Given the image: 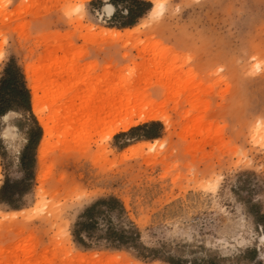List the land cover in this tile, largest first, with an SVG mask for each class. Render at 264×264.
<instances>
[{
    "label": "rangeland",
    "instance_id": "rangeland-1",
    "mask_svg": "<svg viewBox=\"0 0 264 264\" xmlns=\"http://www.w3.org/2000/svg\"><path fill=\"white\" fill-rule=\"evenodd\" d=\"M94 1L0 0V77L14 61L31 108L25 68L43 73L41 116L54 115L41 158L32 109L0 121V264H264V0H147L163 10L129 38ZM107 84L115 108L126 92L162 114L132 127L159 125L105 140ZM107 197L122 209L100 207L79 246L74 224ZM131 226L138 247H113L108 228Z\"/></svg>",
    "mask_w": 264,
    "mask_h": 264
},
{
    "label": "trees",
    "instance_id": "trees-1",
    "mask_svg": "<svg viewBox=\"0 0 264 264\" xmlns=\"http://www.w3.org/2000/svg\"><path fill=\"white\" fill-rule=\"evenodd\" d=\"M95 0L94 2L98 3H107L113 6L114 12L110 19L115 20V27L117 28H127L133 27L139 19L145 16L151 9V3L147 0ZM30 98L29 91L25 86L24 77L21 70L15 64L14 61L10 60L5 67L3 68L1 77H0V117L7 113L8 111H14L18 114H30ZM32 126H28L26 131V147H32L35 149L38 140L40 138L41 129L37 125L35 118L31 115ZM156 125H159L157 122L144 123L136 127L129 129V132H134L142 128H151ZM18 128L20 126L16 125ZM139 137L148 139L150 134L145 133ZM34 159L32 154L29 156H23L22 163L26 165V161H29V166ZM119 204L121 209V203L115 197L100 198L93 202L91 205L86 207L81 213L79 219L75 224L71 232L73 240L76 244L83 248H88L86 239L90 237L88 231L89 228H92L95 224L94 214L101 213L100 207H104L105 211L111 210L112 206ZM83 218V220H81ZM109 232L106 234L108 239H112L113 247H127L132 246L134 248L138 247L136 241H138L139 233L131 226L128 229L120 228L115 230V228H108ZM140 246L147 250L150 254V257L155 256V249ZM140 255V253L138 254ZM142 255V254H141Z\"/></svg>",
    "mask_w": 264,
    "mask_h": 264
},
{
    "label": "bare ground",
    "instance_id": "bare-ground-1",
    "mask_svg": "<svg viewBox=\"0 0 264 264\" xmlns=\"http://www.w3.org/2000/svg\"><path fill=\"white\" fill-rule=\"evenodd\" d=\"M104 8H106L108 12L111 14L112 7L110 5L106 4ZM162 10H163V1H154L153 6L148 12V16H151L155 12L160 14ZM134 29L135 27L124 29L123 33L115 29H105V31H107L108 33H110V35H113V36H121L123 34L128 37V35L131 34ZM25 73L27 75L28 82H29V89H30V94H31V109L38 116V120L43 130V134H42V137L39 143V155L40 156H38L41 158L42 156H44L45 150L49 143V139L53 136L54 127L50 125V123L53 122L54 115H50L45 118L41 116L42 97L38 94V92L41 89V84H42V80L44 76L43 73H39V74L35 73V70L31 68L30 66H26ZM107 85H104V87ZM108 86H109V89L107 90L108 91L107 93H105L106 91L104 90V89H107V87L102 88V92L103 90L105 91L103 95L104 94H108V95L105 96V98H101L106 101V98L108 97L106 106L110 110L109 113L107 112V116H106L107 118H109V121L107 122L108 126L103 136L105 140L110 139L115 133L119 131L127 130L128 128L135 126L139 123L146 122L148 120H157V119L162 118V114L157 109H154V108H151L149 110L137 109L136 107L128 108L129 104L132 102H130L128 98V93L126 92L125 93L123 92L122 94L120 93L121 95L118 100L117 107L115 108L116 105L114 104L115 99H113V96L114 94L116 95V91L118 90L117 89L115 90V88H117L115 86H113L114 88L111 87L110 84ZM103 100H101V102ZM124 108H126L127 110H124ZM255 127H256L255 128L256 133L259 134L258 130L262 127L261 123L258 122L255 125ZM155 143H156L155 141L154 142L152 141V143L151 141L143 142V143H139V145L137 144V147L142 148L144 146L148 150H152ZM20 212L22 211H12L10 213L18 214ZM91 256L93 257L94 260H96L97 258L100 257V254L94 253ZM84 257L85 255H82V254L79 255L80 260H84Z\"/></svg>",
    "mask_w": 264,
    "mask_h": 264
},
{
    "label": "snow or ice",
    "instance_id": "snow-or-ice-1",
    "mask_svg": "<svg viewBox=\"0 0 264 264\" xmlns=\"http://www.w3.org/2000/svg\"><path fill=\"white\" fill-rule=\"evenodd\" d=\"M251 203H252V201L250 199L249 200H242L241 205H239L238 207L241 211H244V210H246L247 205L251 204ZM260 203H261V207L264 208V197L261 198ZM109 223H112L115 226H120V219H119V217H116L114 220H110ZM260 223H261L262 228H264V219H261ZM261 239L264 240V235L261 236ZM261 252H264V247L261 248ZM237 264H239V262H237Z\"/></svg>",
    "mask_w": 264,
    "mask_h": 264
},
{
    "label": "crops",
    "instance_id": "crops-1",
    "mask_svg": "<svg viewBox=\"0 0 264 264\" xmlns=\"http://www.w3.org/2000/svg\"><path fill=\"white\" fill-rule=\"evenodd\" d=\"M107 4V3H106ZM108 5H110V4H108ZM111 7H112V12H111V14L110 15H112V13L114 12V8H113V6L112 5H110ZM111 29H113V28H111ZM127 29V28H126ZM117 30V29H116ZM124 30V29H123ZM11 113H16V112H14V111H8L7 113H5L4 115H2L1 117H0V121L2 120V121H4L3 120V118L2 117H4L6 114H11ZM2 137V134H1V131H0V141H1V138Z\"/></svg>",
    "mask_w": 264,
    "mask_h": 264
}]
</instances>
